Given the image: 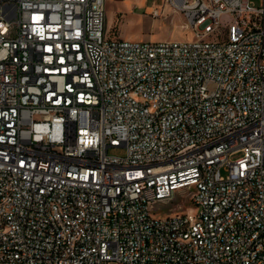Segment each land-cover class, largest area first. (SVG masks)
Here are the masks:
<instances>
[{"label":"built area","instance_id":"obj_1","mask_svg":"<svg viewBox=\"0 0 264 264\" xmlns=\"http://www.w3.org/2000/svg\"><path fill=\"white\" fill-rule=\"evenodd\" d=\"M167 9L193 39L0 0V264H264V0Z\"/></svg>","mask_w":264,"mask_h":264},{"label":"rangeland","instance_id":"obj_2","mask_svg":"<svg viewBox=\"0 0 264 264\" xmlns=\"http://www.w3.org/2000/svg\"><path fill=\"white\" fill-rule=\"evenodd\" d=\"M163 0H104L105 28L112 33L131 40H191L195 37L188 27H184V19L180 14H171L167 9L160 17L152 18L149 14L153 7H160ZM254 6H260L262 0H250ZM108 153L123 155V147H110ZM238 156V155H236ZM235 156V157H236ZM181 193L167 203L158 202L154 206L160 210L156 214L162 216L168 211H180L186 208ZM156 209L155 211H157Z\"/></svg>","mask_w":264,"mask_h":264}]
</instances>
